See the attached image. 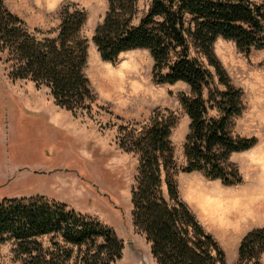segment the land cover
I'll return each mask as SVG.
<instances>
[{"label": "trees", "instance_id": "16d2710c", "mask_svg": "<svg viewBox=\"0 0 264 264\" xmlns=\"http://www.w3.org/2000/svg\"><path fill=\"white\" fill-rule=\"evenodd\" d=\"M149 1L139 14L138 0H107L92 35L102 60L112 62L121 52L145 48L155 83L189 86V93H178L189 118L183 165L176 166L169 138L172 112L156 110L139 125L118 127V147L136 156L132 222L157 264H226L224 250L180 198L175 174L198 170L224 185L241 182L229 157L251 148L256 137L233 132L234 117L244 108L243 91L231 82L213 43L221 36L240 50L264 49L263 3ZM59 15L55 34L39 35L0 0V56L11 78L47 86L56 105L90 111L95 96L83 71L88 44L80 34L86 12L71 4L63 5ZM47 233L51 242L44 247L37 237ZM7 239L15 242L22 264H111L123 246L111 227L41 194L0 198V243ZM263 257L264 227L258 226L241 237L236 264H264Z\"/></svg>", "mask_w": 264, "mask_h": 264}, {"label": "rangeland", "instance_id": "374dc122", "mask_svg": "<svg viewBox=\"0 0 264 264\" xmlns=\"http://www.w3.org/2000/svg\"><path fill=\"white\" fill-rule=\"evenodd\" d=\"M253 1L263 3L264 10V0ZM149 2L138 0L139 14ZM4 3L29 30L47 36L55 34L63 5L84 9L87 18L80 34L88 45L83 71L95 103L90 111L75 112L56 105L47 86L11 78L0 56V198L41 194L65 202L114 230L123 246L111 264H157L131 217L136 156L118 147L116 134L119 125H139L156 110L170 111L175 116L169 136L174 162L183 165L189 118L178 93H189V86L183 81L155 83L145 48L121 52L112 62L101 59L92 35L107 0ZM213 51L231 82L243 91L244 108L234 117L233 132L254 136L256 143L229 157L242 176L237 184L224 185L198 170L177 171L175 177L180 198L224 250L226 264H236L241 237L264 227V49L240 50L233 40L218 36ZM37 238L47 247L51 233ZM72 249L73 256L79 254L76 246ZM22 257L12 239L0 243V264H22ZM261 260L264 263V257Z\"/></svg>", "mask_w": 264, "mask_h": 264}]
</instances>
